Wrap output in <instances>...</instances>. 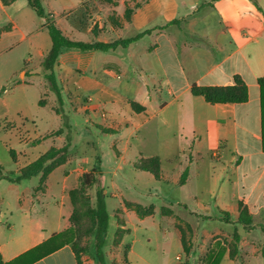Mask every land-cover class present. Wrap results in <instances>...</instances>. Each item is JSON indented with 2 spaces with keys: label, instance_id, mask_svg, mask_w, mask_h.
Wrapping results in <instances>:
<instances>
[{
  "label": "crops",
  "instance_id": "crops-1",
  "mask_svg": "<svg viewBox=\"0 0 264 264\" xmlns=\"http://www.w3.org/2000/svg\"><path fill=\"white\" fill-rule=\"evenodd\" d=\"M41 2L50 21L72 41L107 44L150 30L125 48L117 47L107 52L69 48L59 51L53 71L63 95L67 98L70 95L76 101L80 98L89 100L83 108L89 111L103 106L115 117L116 123L124 127L120 137L109 145L116 144L119 148L123 132L132 137L135 130L155 114H165V126L174 127L172 136H178L192 148L200 141V133L211 129L215 135L217 160L220 158L218 151L228 147L232 136L228 153L236 176L232 179L217 177L220 182L211 193L213 202L200 212L237 213L238 218L241 205L251 216L264 214V153L256 83L264 76V0ZM174 21L177 23L171 24ZM50 47L46 20L37 15L27 0H16L8 5L0 0V153H9L17 165L16 172L38 160L50 148H58L55 143L65 141L64 145L67 144L64 137L45 138L50 130L39 131L30 112V89L34 103L45 108L41 99L49 89L43 78L42 62ZM236 76L247 86L245 103L210 105L202 97L191 94L192 85L231 86ZM131 103L142 110H123L125 104ZM196 107L202 109V113L196 111ZM33 141L35 144L29 146ZM12 152L17 154L16 160ZM115 158L119 163L120 158ZM188 169L186 166L182 171L187 172L183 183L179 184L181 176L170 178V181L179 187L186 186L190 181ZM55 171L46 178L45 191L40 190L35 197L34 185L25 198L22 197L24 193H14L10 198L0 193V257L3 264L14 262L53 235L68 229V215L63 205L58 208L50 229L39 224L43 199L52 194L50 179ZM32 180L38 181L36 186L39 188L40 178ZM67 181L65 177L60 180L64 187ZM3 182L6 181H1L0 187ZM7 183L15 191L22 185ZM223 183L227 189L229 186L232 189L228 198L235 201L233 212L227 210L218 196ZM62 192L56 195L63 198ZM191 199L197 201L196 196ZM132 249L131 246L129 251ZM223 261H227L224 264L244 262L238 257L231 259L227 254L218 264ZM32 264L77 262L71 244L67 243ZM80 264L95 263L83 255Z\"/></svg>",
  "mask_w": 264,
  "mask_h": 264
},
{
  "label": "rangeland",
  "instance_id": "rangeland-1",
  "mask_svg": "<svg viewBox=\"0 0 264 264\" xmlns=\"http://www.w3.org/2000/svg\"><path fill=\"white\" fill-rule=\"evenodd\" d=\"M31 90L30 112L39 131L50 130V133L62 128L63 132L58 136L66 138L68 134L70 140L67 154L56 160L55 167L51 169V172L58 171L50 179L52 194L43 199L44 205L41 206L44 209L40 211L39 224L50 229L57 218L58 208L63 205L68 215L66 232L77 255H87L98 264L95 257L97 226L90 216V211L96 207L97 185L83 187L81 183L82 175L93 169L103 188L108 217L102 246L105 264H213L225 254L231 259H242V264H264L263 213L251 216V225L244 227L237 222V213L200 212L213 202L211 193L220 182L216 178L232 179L236 176L229 163L228 149L233 142L232 136L228 147L218 151L220 158L217 160L215 135L211 129H204L200 133V141L192 148L178 136H172L174 127L165 126V114H155L141 124L132 137L123 132L117 148L116 144L109 143L120 137L124 127L117 124L115 117L103 106L96 111L83 109L89 100L80 98L76 101L70 95L67 98L59 88L61 103L57 102L55 93L48 90L41 99V105L45 107L42 109L34 103ZM122 108L125 111L131 108L133 112L142 110L135 103L125 104ZM57 109L63 112V120L56 114ZM196 111L202 113V109L197 107ZM110 134L114 136H107ZM64 143H55L54 146L61 148ZM33 144L35 141L29 146ZM11 154L16 160L17 154ZM114 155L120 158L119 163ZM153 156L159 158L162 174L159 180L135 167L140 159ZM0 165L7 172H15L16 176L23 169L18 168L16 172L17 165L6 151L0 153ZM186 166L189 167V183L184 187L173 184L170 180L181 176ZM114 170L117 172L113 173ZM46 175L38 176L39 188L37 180L22 182L18 191L3 182L0 193L8 198L14 193H24L26 196L23 194L22 197L25 198L34 185L33 191L38 195L40 190L45 191ZM64 177L68 178L66 187L60 182ZM221 185L223 193L218 192L220 201L233 212L235 201L228 198L232 189L230 186L227 189L224 183ZM62 190L64 197L60 198L56 194ZM193 196L197 201H192ZM224 262L227 261L221 264Z\"/></svg>",
  "mask_w": 264,
  "mask_h": 264
},
{
  "label": "trees",
  "instance_id": "trees-1",
  "mask_svg": "<svg viewBox=\"0 0 264 264\" xmlns=\"http://www.w3.org/2000/svg\"><path fill=\"white\" fill-rule=\"evenodd\" d=\"M16 0H3L5 5H8L11 2ZM29 5L35 10L39 17H42L46 20V29L51 41V47L48 53L43 57L42 69H43V78L47 83V87L50 92L55 93L56 100L60 104L61 97L56 79L54 76V66L59 55V51L62 48L77 49L79 51H89L96 50L101 52H107L109 50L115 49L117 47H127L131 43L139 40L144 34L149 33L150 30H147L141 34L136 35L133 38L124 39L121 41H116L113 43H84L77 42L67 39L61 31L55 26L53 22L50 21L48 15L45 14L42 6L41 0H27ZM177 21L172 22L175 24ZM164 29V28H162ZM258 90H259V106H260V120H261V135H262V151L264 153V76L259 77L256 80ZM1 93V92H0ZM191 94L193 96L202 97L203 100L210 104H240L245 103L248 100V91L246 84L238 77H234L233 85L225 87H209V86H196L192 85ZM57 115L63 120V112L57 109ZM69 129V126H67ZM62 128L51 132L46 135L45 138L58 136L62 134ZM67 144L61 148H50L46 153H44L38 160L31 163L22 169L19 175H15L13 172H7L3 167L0 166V182L6 181L13 184H21L23 181L32 180L37 178L39 175H48L51 172V169L55 167L54 163L56 160H59L61 157H64L68 152L69 147V136L67 134ZM12 155V154H11ZM13 157V155H12ZM135 167L142 171L147 172L153 176L155 180L160 178V162L159 158L154 156L146 159H140ZM186 171L181 175L180 183L184 182ZM46 175V176H47ZM45 176V177H46ZM81 183L83 187H90L96 184V207L90 211V216L96 221V234H95V257L98 264H105L103 255H102V246L104 244V238L108 225V217L105 212V205L103 200V188L100 186L99 180H97L94 175V170L89 173L82 175ZM35 197V192H33ZM237 222L244 226L249 227L252 223L251 215L248 214L245 207L239 206ZM71 244L72 250L75 255L77 264H80V256L75 253L73 244L69 241L68 231L59 233L58 235H53L43 244L33 248L32 250L26 252L18 259L12 263L7 264H32L44 256L52 253L59 247L64 244ZM218 259L213 262V264H218ZM0 264H3L0 257Z\"/></svg>",
  "mask_w": 264,
  "mask_h": 264
}]
</instances>
